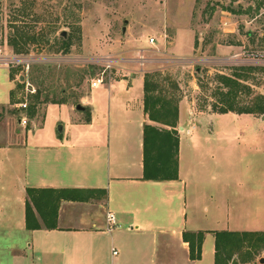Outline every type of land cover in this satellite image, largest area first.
<instances>
[{
  "label": "crops",
  "instance_id": "crops-1",
  "mask_svg": "<svg viewBox=\"0 0 264 264\" xmlns=\"http://www.w3.org/2000/svg\"><path fill=\"white\" fill-rule=\"evenodd\" d=\"M128 67L116 73L126 70L127 77L103 83L107 95L91 100L82 111L85 116H75L57 136L47 139L41 134L33 145L26 134L12 130L0 138L2 162L10 163L14 152L21 161L14 176L18 191L10 193L4 183L0 187V264H48L65 257L99 263L103 247L109 244L112 264H201L207 252L206 264H216L213 231H264V126L256 125L262 118L229 111L220 114L248 126L193 132L196 122L189 123L190 115L179 105L178 178L144 179V126L162 124L145 111V73ZM208 143L214 146L212 153L203 154ZM242 145L263 156L256 162L258 177L248 175L250 162L243 158L244 152L241 162L247 165L242 166L241 176L234 175L231 160L229 169L221 171L215 147L225 149L228 156ZM206 155L221 169L212 175L216 188L210 192L203 191V176H197L195 167ZM27 188L36 190V198L48 197L50 205L56 204L55 228L46 226L34 204L41 227H27ZM68 188L83 189V199L58 202ZM107 211L115 213L118 222L111 232L106 230ZM187 230L206 232L200 259L190 257L189 243L183 238Z\"/></svg>",
  "mask_w": 264,
  "mask_h": 264
},
{
  "label": "rangeland",
  "instance_id": "rangeland-1",
  "mask_svg": "<svg viewBox=\"0 0 264 264\" xmlns=\"http://www.w3.org/2000/svg\"><path fill=\"white\" fill-rule=\"evenodd\" d=\"M151 36L156 38L154 45L149 44ZM0 46L32 59L28 74L20 65H0V138L12 130L26 134L31 145L41 134L50 139L75 116H85L75 108L78 103L87 106L107 95L105 84L91 85L103 72L104 59L114 58L115 66H121L139 47L148 48L150 77L160 84L161 91L183 105L189 123L196 122L193 132L218 133L222 128L248 126L220 114L225 106L223 93L228 90L221 76L239 80L236 95H231L238 110L264 97V0H0ZM22 75L37 87L36 93L27 94ZM106 75L109 81L127 77L129 72ZM21 101L28 102L27 110H19ZM252 114L262 118L256 125L264 126V113ZM23 115L28 119L26 125L19 122ZM243 146L228 156L225 149L215 147L222 170L207 156L214 146L208 143L202 148L207 155L195 167L197 176H203V191L215 190L212 175L228 170L229 160L235 162L234 175L241 176L242 166L247 165L241 162L242 152L250 162L249 174H245L258 177L256 162L263 156ZM17 154L12 153L10 163L0 159V177L2 169L6 173L0 187L4 183L10 193L18 191L14 176L21 161ZM110 250V244L103 247L99 263L65 257L48 264H112ZM243 252L245 261L237 253L231 264H264L259 262L264 244ZM183 254L180 252V257ZM208 260L207 252L201 264Z\"/></svg>",
  "mask_w": 264,
  "mask_h": 264
},
{
  "label": "trees",
  "instance_id": "trees-1",
  "mask_svg": "<svg viewBox=\"0 0 264 264\" xmlns=\"http://www.w3.org/2000/svg\"><path fill=\"white\" fill-rule=\"evenodd\" d=\"M67 43V41H64ZM68 46V44H66ZM221 82L228 88L223 93L222 101L224 107L219 112L239 111L241 113H264V97L261 101L255 102L253 106H246L241 109L235 108L231 95L237 93L240 85L237 78L221 76ZM145 111L152 121L162 124L154 125L147 123L144 126V179L162 181L178 178L179 169V103L173 96L167 95L165 90L161 91L160 84L153 80L147 73L145 75ZM164 92V93H163ZM236 95V94H235ZM234 95V96H235ZM35 189L27 188L29 199L26 201V221L30 229L40 228L35 219L33 204L41 213L48 228L56 227L57 206L50 205V198L35 197ZM106 192V189L100 190ZM88 192V190H85ZM46 193H49V191ZM58 202L62 198L82 200L84 190L79 188H68L60 193ZM205 231L200 230L184 231L183 238L189 243L191 259H200L202 255V244ZM215 263L231 264L235 254H239L241 261H245L244 249L257 247L264 244V231H232L215 230Z\"/></svg>",
  "mask_w": 264,
  "mask_h": 264
},
{
  "label": "built area",
  "instance_id": "built-area-1",
  "mask_svg": "<svg viewBox=\"0 0 264 264\" xmlns=\"http://www.w3.org/2000/svg\"><path fill=\"white\" fill-rule=\"evenodd\" d=\"M156 43V38L154 36L149 37V44L154 45ZM130 64H127L128 62L123 63L121 66L116 67L115 66V60L114 58H106L104 59L103 65L104 70L103 72L96 77L91 85L93 87L98 86L100 84H103L106 82V73L113 72L114 74L117 73L118 70L123 68L125 65H131L135 66L139 72L147 73L149 70H147L148 65L151 63V58L148 54V48L147 47H139L136 49L135 55L126 59ZM32 64V59L29 58V56L24 55H17L14 53L7 52L2 46H0V65L3 66H22L24 73L28 74L30 70V66ZM110 75V74H109ZM25 89L27 94L36 93L37 87L25 76ZM19 110H27L28 109V102L27 101H21L19 102ZM20 124L26 125L28 123V119L25 115H23L19 119ZM106 230L107 231H113L115 228L118 227V222L115 213L111 211L106 212ZM117 249L113 247V253L117 254Z\"/></svg>",
  "mask_w": 264,
  "mask_h": 264
},
{
  "label": "water",
  "instance_id": "water-1",
  "mask_svg": "<svg viewBox=\"0 0 264 264\" xmlns=\"http://www.w3.org/2000/svg\"><path fill=\"white\" fill-rule=\"evenodd\" d=\"M127 23H128V20H127V19L124 20L123 32H125L126 29H127V26H126ZM66 34H67V31H66V30H63V31H62V35L66 36ZM20 79L23 80V79H24V76L22 75V76L20 77ZM75 108H76L78 111H85V110L87 109V107H86L85 105L81 104V103H78V104L76 105ZM60 130H62V127H61V126H60ZM259 262H260V263H264V257H261V258L259 259Z\"/></svg>",
  "mask_w": 264,
  "mask_h": 264
}]
</instances>
